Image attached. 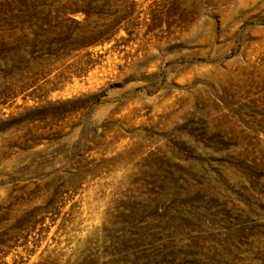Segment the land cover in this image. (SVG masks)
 <instances>
[{
  "label": "rangeland",
  "instance_id": "1",
  "mask_svg": "<svg viewBox=\"0 0 264 264\" xmlns=\"http://www.w3.org/2000/svg\"><path fill=\"white\" fill-rule=\"evenodd\" d=\"M0 264H264V0H0Z\"/></svg>",
  "mask_w": 264,
  "mask_h": 264
}]
</instances>
